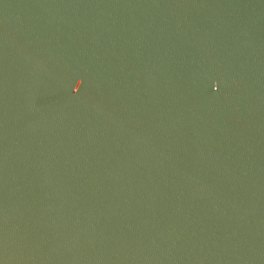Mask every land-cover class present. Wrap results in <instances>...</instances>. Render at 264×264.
I'll use <instances>...</instances> for the list:
<instances>
[{"label":"water","instance_id":"95a60500","mask_svg":"<svg viewBox=\"0 0 264 264\" xmlns=\"http://www.w3.org/2000/svg\"><path fill=\"white\" fill-rule=\"evenodd\" d=\"M0 264H264V0H0Z\"/></svg>","mask_w":264,"mask_h":264}]
</instances>
